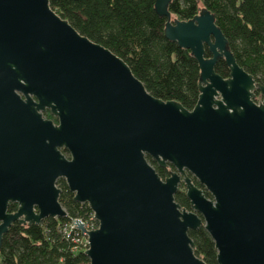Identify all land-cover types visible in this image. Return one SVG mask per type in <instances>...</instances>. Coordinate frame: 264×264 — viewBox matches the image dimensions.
Instances as JSON below:
<instances>
[{
    "label": "water",
    "instance_id": "obj_1",
    "mask_svg": "<svg viewBox=\"0 0 264 264\" xmlns=\"http://www.w3.org/2000/svg\"><path fill=\"white\" fill-rule=\"evenodd\" d=\"M170 1L154 8L165 37L198 63L192 109L150 94L49 0H0V245L14 222L67 215L63 178L98 222L75 221L89 264H206L188 234L199 227L216 264H264V85L237 63L209 10L179 20ZM221 58L228 77L215 71ZM147 155L173 170L162 179ZM181 182L190 210L175 201Z\"/></svg>",
    "mask_w": 264,
    "mask_h": 264
},
{
    "label": "trees",
    "instance_id": "obj_2",
    "mask_svg": "<svg viewBox=\"0 0 264 264\" xmlns=\"http://www.w3.org/2000/svg\"><path fill=\"white\" fill-rule=\"evenodd\" d=\"M154 3L155 0H49L51 8L80 34L124 60L150 94L192 109L199 95L198 63L189 49L165 37L166 17L157 14ZM203 8L213 14L237 63L264 85V0H171L168 4L172 17L179 20H189ZM205 50V56H210L206 47ZM214 68L222 77H228L229 69L222 58ZM255 95L260 94L256 91ZM44 116L57 122L49 110ZM62 151L69 156L67 150ZM146 158L162 179L173 170L171 164L161 167L150 156ZM192 180L202 187L194 177ZM56 185L61 189L59 202L67 215L47 217L39 224L14 222L2 237L0 264H89L84 253L88 247L75 242L74 238L80 236L69 235L65 226L78 218L95 229L98 222L87 203L73 200L74 194L63 178ZM204 193L211 198L206 190ZM174 197L189 209L184 191L178 188ZM16 208V203H10L8 210ZM188 234L195 254L206 264H216L217 251L207 231L199 227Z\"/></svg>",
    "mask_w": 264,
    "mask_h": 264
},
{
    "label": "built area",
    "instance_id": "obj_3",
    "mask_svg": "<svg viewBox=\"0 0 264 264\" xmlns=\"http://www.w3.org/2000/svg\"><path fill=\"white\" fill-rule=\"evenodd\" d=\"M94 218V217H93ZM76 220H81V219H73L72 221H70L68 224H66L65 226V230L68 231V234L69 235H72V233H75L74 235H79L80 238L76 237V239L74 238L75 242H82V245L83 246H86L88 247V244H87V236L85 234H83L77 227H76V224H75V221ZM89 224V223H88ZM88 224L85 225V227L87 228L88 227ZM89 226H91V228L93 229L92 227V224H90ZM73 231H76V232H73Z\"/></svg>",
    "mask_w": 264,
    "mask_h": 264
},
{
    "label": "rangeland",
    "instance_id": "obj_4",
    "mask_svg": "<svg viewBox=\"0 0 264 264\" xmlns=\"http://www.w3.org/2000/svg\"><path fill=\"white\" fill-rule=\"evenodd\" d=\"M261 99H262V98H261L260 95H259V96H256V101H260ZM179 188H180L182 191L185 192V187H184L183 182H182V184H180ZM89 225H90V224H88L87 230H91V229H92L91 226H89Z\"/></svg>",
    "mask_w": 264,
    "mask_h": 264
},
{
    "label": "flooded vegetation",
    "instance_id": "obj_5",
    "mask_svg": "<svg viewBox=\"0 0 264 264\" xmlns=\"http://www.w3.org/2000/svg\"><path fill=\"white\" fill-rule=\"evenodd\" d=\"M68 157V156H67ZM172 171V170H171ZM170 174V173H169ZM180 184H182V182L181 183H179V185L178 186H180ZM197 186V185H196ZM185 187V186H184ZM198 187V186H197ZM199 188H202L203 189V191L205 190L204 189V187L202 186V187H199ZM205 194V193H204ZM182 207V206H181ZM183 208H185V207H183ZM185 209H187V208H185ZM187 210H190V205H189V209H187Z\"/></svg>",
    "mask_w": 264,
    "mask_h": 264
}]
</instances>
